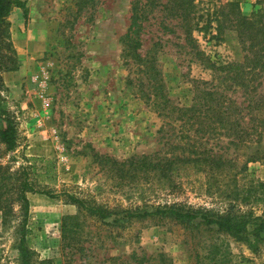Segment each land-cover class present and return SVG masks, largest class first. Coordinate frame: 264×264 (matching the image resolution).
<instances>
[{
  "label": "rangeland",
  "instance_id": "rangeland-1",
  "mask_svg": "<svg viewBox=\"0 0 264 264\" xmlns=\"http://www.w3.org/2000/svg\"><path fill=\"white\" fill-rule=\"evenodd\" d=\"M23 1L27 17L24 7L13 4L0 31V39L6 42L0 47L1 93L14 112L18 130L15 149L6 152L0 145L2 165L15 171L29 162L26 156L36 157L38 173L46 164L40 157L52 159L51 175L38 177L37 187L68 190L109 205L174 199L225 209L235 203L255 216H264V131L258 142L232 144L220 129L202 132L196 129L197 123L183 126L162 117L137 85L128 83L130 72L121 54L120 37L131 22V0H92L83 9L78 0ZM226 1L193 0L194 21L204 25ZM238 1L246 13L263 4L262 0ZM221 17V30H213L218 36L211 37L198 27L192 30L193 39L213 58L242 59L232 14ZM182 29L180 21L160 7L150 14L140 34L143 54L158 42L166 90L179 104L191 102L192 78L213 77L189 46L183 45ZM263 91V86L257 89ZM227 94L239 101L245 95L241 87L230 88ZM191 147L212 149L231 162L225 171L216 169L211 175L187 167L180 179L182 186L175 192L153 189L145 179L120 185L114 170L94 156L98 151L127 160L155 152L185 154ZM256 149L262 157L251 160ZM27 196L26 237L36 264H104L110 256L128 258L134 249L142 248L151 255L165 253L172 264H264V231L259 237L248 234L243 239L171 221H138L119 230L81 217L80 239L75 245L66 244L61 222L66 215L78 213L77 205L62 195L27 192ZM9 201V213L0 207V264H21L18 242L24 210L14 194Z\"/></svg>",
  "mask_w": 264,
  "mask_h": 264
},
{
  "label": "trees",
  "instance_id": "trees-1",
  "mask_svg": "<svg viewBox=\"0 0 264 264\" xmlns=\"http://www.w3.org/2000/svg\"><path fill=\"white\" fill-rule=\"evenodd\" d=\"M91 1L78 0L79 9H83ZM261 2L262 6L246 13L241 10L238 0H227L220 3L214 10V15H211L204 25H199L198 21H194L196 5L193 0H131V22L120 37L121 54L130 72L128 83L137 85L141 94L164 118L180 121L183 126L197 123L196 129L202 132L220 129L230 137L229 141L232 144H245L252 140L258 142L264 131V91L257 92L259 87H264V0ZM13 4L24 7V15L27 17L28 7L23 0H0V31L5 29L6 16ZM160 7L169 16L180 21L183 26V45L189 46V50L196 54V60L213 75L211 79L192 78L194 92L190 103L179 104L169 96L163 79L164 74L159 65L156 46L158 42L154 41L146 54L140 51L142 45L140 34L145 21L150 19V14ZM223 8H228V12L225 13ZM230 14L235 22L244 56L242 59L231 60L213 58L211 54L199 48L193 39L192 30L199 27V30L209 32L211 37L218 36L223 24L221 16L226 18ZM214 21H216L215 27ZM214 29L218 31L213 32ZM4 41L5 39H0V47L6 44ZM2 68L3 64L0 62V145L3 151L7 152L17 146L18 130L14 112L1 93ZM237 87L243 89L244 101L235 100L227 94L228 89ZM244 119H248L247 123ZM250 132H254L256 136L251 138ZM258 152L259 149H256L249 158L253 160L262 157ZM94 156L103 166L109 165L114 170L120 185L135 184L145 179L152 184L153 189L166 192H175L182 186L180 179L191 165L211 175L216 169L225 171L231 162L223 154L200 147L194 149L191 147L189 153L185 154L155 152L136 155L127 160H120L98 151L94 152ZM26 159L30 163H22L20 169L15 171H10L0 163V207L5 214L9 213L12 205L9 196L14 194L24 210L18 242L21 264H36L35 252L28 246L26 237L28 231L26 221L30 209L27 192H44L49 196L62 195L65 200L77 205L78 213L66 215L61 222V235L63 239H67L66 244L75 245L80 239L81 217H91L119 230H126L132 224L146 220L155 224L171 221L188 229L199 230L200 227L214 229L243 239H247L248 234L259 237L264 231V216H255L252 210H243L236 207L235 203H230L225 209L206 205L196 206L174 199H152V201L144 199L142 203L137 202L128 206L119 203L109 205L93 197H79L68 190L56 192L46 186L37 187L38 177L51 175L54 161L40 157L46 164L42 171L37 173L38 158L26 156ZM31 173L36 179L31 178ZM108 259L110 262L104 264H172L165 253L151 255L144 248L138 251L134 249L128 258L114 255Z\"/></svg>",
  "mask_w": 264,
  "mask_h": 264
}]
</instances>
